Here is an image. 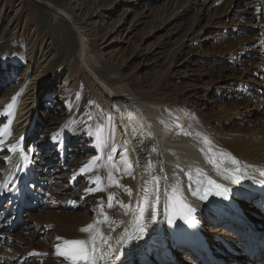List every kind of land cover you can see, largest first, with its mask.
<instances>
[{"label":"bare ground","instance_id":"6f19581e","mask_svg":"<svg viewBox=\"0 0 264 264\" xmlns=\"http://www.w3.org/2000/svg\"><path fill=\"white\" fill-rule=\"evenodd\" d=\"M121 1L127 5L118 19L110 14L119 6L110 1V14L87 8L82 0H6V5L19 6L11 17L8 7L0 9V51L6 50L0 68L16 66L9 76L11 85L0 93V264H70L56 255L57 247L63 250L64 241L90 237L96 240L95 264H166L168 251L188 264H264V225L258 227L255 221L264 224V105L218 103L230 96L220 87L221 93L212 97L210 87L235 71L225 61L234 66L244 52L255 48L259 57L253 71L244 69L235 87L250 88L254 83L250 79L264 74V0ZM160 1L165 3L153 15L155 26L148 34L159 38L152 54L156 71L150 78L139 77L131 63L141 58L140 50L127 56L116 52L104 56V50L126 44L132 23L150 15ZM25 12L34 17L36 29L47 33L45 49L38 47L39 41L12 44ZM209 13L208 23H200ZM245 15L250 16L251 32L259 34L233 50L226 46H232L237 35L228 38L229 31L221 29L215 34L222 39L215 59L179 75L198 65L190 55L195 36L209 37L205 28H224L228 20L236 34ZM88 26L91 34L83 30ZM171 36L179 39L164 52L165 39ZM17 66L24 67L19 79ZM78 73L82 85L72 92L70 84ZM200 85L208 88L196 92ZM49 91L60 109L54 118L36 110ZM256 93L263 95L258 89ZM98 108L104 112L103 121L95 117ZM252 116L260 121L257 125ZM56 123V135L49 141L37 140L43 131L52 135ZM94 158L91 170L81 173ZM206 189V198L201 199ZM250 200L257 207L253 215ZM66 203L84 212L63 213ZM92 209L97 213L90 215ZM10 213L26 217L23 228L18 225L12 234L4 221ZM138 217L144 230L118 245L119 239L127 241L136 231ZM180 223L186 224L182 231ZM90 224L88 232L81 231ZM206 227L213 237L204 234ZM230 230L241 241L238 249L215 240ZM109 246L117 249L114 257L101 260ZM204 246L213 251V261L194 255L202 254Z\"/></svg>","mask_w":264,"mask_h":264},{"label":"rangeland","instance_id":"374dc122","mask_svg":"<svg viewBox=\"0 0 264 264\" xmlns=\"http://www.w3.org/2000/svg\"><path fill=\"white\" fill-rule=\"evenodd\" d=\"M70 1L73 2V3H78L79 0H70ZM82 1H84L85 3H87V5H86L87 8H90V7H91L90 9H93V8H97L98 9L99 8L103 12H105L106 14H110L109 12H110V7H111V6H109L110 3H108V5H107V2L110 1L113 5L117 4V6H119V7H117V9H116L115 12H113L112 14H110V16L112 18H116V19H118V17L120 16L121 11L123 9V6H126L127 5L126 2H122L121 0L120 1L119 0H107V1L106 0H82ZM249 1L250 0H247V2H249ZM164 3H165V1L157 2L155 5H153L151 7L152 8V13L150 15L148 14L146 16L141 17V19H140L139 22H135V23L133 22L132 23V26H131L132 28L130 27V33H129L128 37H127L128 40H126V44L120 45L118 43L117 45H113V47H110L108 49L106 48L104 50V56L105 55L111 56L113 53L115 54V52H116V54H124V55L127 56L128 54H130L131 51H133L134 49L137 48V50H140L139 52H140V54L142 56H141V58H136V59H134L132 61L131 68L136 69V71L139 73V77L150 78V76H152V73H154L156 71V65H154V61H153L154 58H153L152 54H154L153 51L156 48H158V46H159V40H158L159 38H158V36H154L155 38L154 37H148V34L150 32H152L153 26H155V24L152 23L154 21L153 20L154 19V16L153 15L158 10H162V7H163V4ZM6 4H7L6 3V0H0V9L2 7L3 8L8 7L9 8V11H10L9 15L11 17V16H13L17 12V10L19 9V6H18L17 3H15V4L14 3H10L8 5H6ZM112 8H114V6ZM132 14H133L132 12L127 14V16L125 18L127 22H130V20L132 18V16H131ZM32 17L33 16H31L28 12H25L21 16V19L18 21V29H16V33L14 34V36H13L14 38L12 39L11 42H12V44L15 45V44L24 42L26 40H31V41H34L36 43L39 41L40 43H39V46L38 47L41 50L42 49H45V47L47 46V43H48V39H47L48 38V35H47V33H41L38 29H36L34 17L33 18ZM104 17H107V16H104ZM210 17H211V13H209L208 15H206L202 19V21L200 23H202L203 25H205L206 23H208ZM97 20H98V22L101 21L100 18H97L95 21H97ZM98 22H96V23H98ZM250 25H251L250 16L245 15L243 17V22L240 23V26L238 25L235 28V29L238 30V32L236 34H235L234 30L231 31V28H232L233 25L230 24V21L229 20L227 21V25H226V27L224 26V28H222V27L213 28L211 30L212 32L209 30V28H205V30H208V31H206L207 33L210 32L209 37L205 36L203 38L201 36L202 33H200L197 36H195L193 38V41H192V42H194V44L192 43V47H193L192 50L193 51H192V54H190V55H194V57H196L195 63L196 64L198 63V65L194 66V64H193L192 66L190 65V66L184 68V70L178 72L179 75L182 74L181 72H185V73H188L189 72L190 73V71H194V69L196 67L198 68L201 65H203L202 64V61H206V60L207 61H210V60L215 59V57H216L215 55H217V51H218L217 50L218 49L217 46L219 45V43L222 42L221 41L222 40L221 37H219V36L215 37L216 36L215 34L219 35L217 32H220L221 29H224V30L229 31L227 33L228 38H231V37L234 38V36L237 35L238 38H234V44L232 46H229V45L226 46L228 49L235 47V49H233V50H237L238 49L237 48V45H241V44L244 45L246 43V40L247 39H250L252 36H254V33L259 34V32L252 33L251 32L252 31V27H250ZM89 28H90V26L86 27L83 30L84 31H87L88 34H91V32L89 31L90 30ZM257 28L259 29V27H257ZM90 36L93 39V36L92 35H90ZM178 39L179 38H177L176 36L167 37L165 39V47L163 46V49L162 50L164 52L167 51V50H169L178 41ZM241 39H243V40H241ZM1 43L2 42H0V45H1ZM114 44H115V42H114ZM204 48H205V50H204ZM210 48L211 49L213 48V50H211ZM195 49H196L197 52L195 51ZM125 50H127V51H125ZM258 50H259L258 48H255L254 51L251 50V51L244 52V54L239 59L238 63L237 64H234V66L233 65H230V63H228V62L225 61V64L224 65L226 67H228V68H231L232 67L231 69L234 68L235 69V71H234L235 73L229 71L225 75L224 79H218L214 83H210V85H211L210 87L213 88L212 89V91H213L212 97L216 96L217 93L218 94L221 93V88H224V93L230 96L229 97L230 98L229 100L228 99L227 100L217 99L218 103H221L222 101H224V102L228 101L230 104H233V103L235 104V101H240V102L246 103L247 106L251 108L252 106H254V107L257 106V102L260 101V103H263V105H264V102H263L264 101V88H262V89L260 88L264 84L263 83L264 82V74L257 73L256 78H251L250 79V80H252V83L254 81V83L251 86L252 89H251V87L250 88H245L244 86H241V85H238V87H235V85H236V80L235 79L238 77L239 74H241V73L244 74V72H246V71L247 72L248 71H253V67L252 66L254 65V62L259 57V55L256 54ZM5 52H6L5 49L1 50L0 51V56H2ZM144 54H146V55H144ZM206 54H208V55H206ZM198 59L200 60V62H199ZM243 59H245V60H243ZM149 60H151V61H149ZM251 60H252V62H251ZM1 63L2 62L0 60V65H1ZM14 65L11 66V64H8L7 65V68H4L5 66H2V68H0V93H3L4 91H6L8 89V87L11 85V82L12 81L9 82V76H10V73H11L12 68H16V66L14 67ZM17 65H19V64L17 63ZM238 65H240V66H238ZM191 68H192V70H191ZM16 70H17L16 77L19 79L21 77V75L23 74L24 67L17 66V69ZM186 70H187V72H186ZM243 70H244V72H243ZM214 71L216 73V70H214ZM237 72H239V73H237ZM179 75L176 74L177 77ZM79 76L80 75L78 73L74 77L73 81L70 84L71 85V89H72V90L70 89V91L77 92L78 87L80 85H82V81H81V78ZM83 80L86 82L85 77L83 78ZM210 81H211V79H210ZM210 81H207V83H209ZM258 81H259V83H258ZM255 82H256V84H255ZM207 88L208 87H203L202 88V85H200L199 87H197V90H195V91L196 92L197 91L198 92L199 91L202 92V89H207ZM89 89H90L89 91L92 92L91 94L96 95V96L98 95V93L92 87L89 88ZM257 89L260 90L263 95H257V93H256ZM2 95L3 94H0V100L2 99ZM53 97H54V94L52 93V91H49L48 93H46L44 96L41 97V99L42 98L43 99L42 100L40 99V102H39L38 107L36 109L38 114H40L42 116L43 113H47L48 112L50 115H52V118H54L56 116V115L53 116L54 113H58V110H60V109L58 107L59 104H57V102L54 100ZM190 99L192 100L193 103L194 102L197 103V99L195 98V96L192 97V98L190 96ZM261 107H260V109H261ZM94 112L96 114V115L94 114L95 117L97 116V118H99V120H101V121L104 120L105 115H104V112L102 110H100L98 108ZM252 117H253L252 118V121L257 125L260 121L258 122V118H256V116H252ZM114 119H115V115L113 114L112 115V120L114 121ZM262 119H263V121L261 120V122L264 123V116L262 117ZM55 122H57V121H55ZM57 123L60 124V126H61L65 122L61 123V121H58ZM57 123H56V125H57ZM52 127H53V130H52L53 131V134L52 135H50L47 131H43L39 135V137H38L37 140L39 141V140H42L43 139V141H49L50 138H52L54 135H56L57 132L59 131V130L57 131V129H56V128H58V125L57 126L53 125ZM72 148L74 149L73 146H72ZM82 151H87L88 152L89 150L87 148H84V150H82ZM67 163L68 162H66V164ZM32 188H34V185H32ZM248 205H250L249 206V209H250V211H252V215H253L255 213L254 211H256L257 207H255V204H253L251 202V200H250V203H248ZM75 209H78V207L75 206V208H74L69 203H66L64 206H62L61 211L63 213H67V214H70V213H83L84 212L82 209H78L76 211H75ZM95 213H97V212L94 209L89 210V214L90 215H94ZM175 217H176V215L173 216V218H172V223L173 224H175V221H173V220H176ZM20 220H23V221L22 222H19ZM4 221H5V224L6 225H10V230H9L8 233L12 234L16 230V228H17L18 225H19V229H22L23 228V226L25 225V223H23V222H26V217L24 218L21 215H18L16 217L12 213H10V215L9 214L6 215ZM185 221H186V219H185ZM255 221L257 223H259V224H257L258 227H263L264 224H261L259 222L260 219H256ZM18 222H19V224H18ZM185 225H183V224L180 223L179 230H181V231L184 230V226ZM235 226H237V225H235ZM237 227L240 229V231H242L241 227H239V226H237ZM4 231L6 232L7 230H4ZM209 231H210L209 230V227L208 228L206 227V229L204 230L205 233L204 232L203 233L207 235L209 233ZM230 231H224L222 233V235L221 234H217L216 236H214L215 237V240L218 241V242H220V243L223 242V241H225L226 244H228L230 246H233L234 248H237L238 249L239 248L238 246H239V244H241V241L238 240V237H237L238 235L237 234H235L234 232H232V230H230ZM208 235H210V236L213 237V234H208ZM204 241H205V239H204ZM205 244H207L206 241H205Z\"/></svg>","mask_w":264,"mask_h":264},{"label":"snow or ice","instance_id":"6c2138e0","mask_svg":"<svg viewBox=\"0 0 264 264\" xmlns=\"http://www.w3.org/2000/svg\"><path fill=\"white\" fill-rule=\"evenodd\" d=\"M16 97H13V100L15 101ZM11 107V105H9ZM10 150H14V147ZM97 158H94L92 161H90L88 164H86L84 167L80 169L81 173H84L86 171L91 170V166L95 163ZM233 163H236L235 160H233ZM237 172H239V169H236ZM261 175H264V173H261ZM75 178V177H73ZM233 182H236L235 180ZM208 184L212 185L213 187L219 189L220 185L216 184L215 181L208 180ZM14 189V186H13ZM93 189H86V191H92ZM100 190V189H95ZM208 189L205 190V195L201 196V199H205L206 195L208 193ZM223 191H227V189H224ZM197 192H193V195H196ZM112 197H109V201H111ZM109 207H111V203H109ZM138 208H140L141 213L145 211V209L138 204ZM152 217L155 219V210L152 211ZM107 219V217H106ZM139 217L137 218V225H136V231L133 232L131 235H128L127 241L122 237L117 241V244L126 243L128 241H131L133 236H136L138 238L139 232H142L143 226L139 224ZM171 222V221H169ZM93 228V225H88L85 228H82V232H88L89 229ZM59 239V238H58ZM89 243H91V247H89ZM96 240L95 237H90L89 241L84 240H70V241H64L65 248L61 250V248L58 246L56 255L62 256L64 259L68 260L70 264H95L96 261ZM117 249H113L111 246H109V251L107 253H104L100 256L101 260H108L110 258H113L115 255V251Z\"/></svg>","mask_w":264,"mask_h":264}]
</instances>
